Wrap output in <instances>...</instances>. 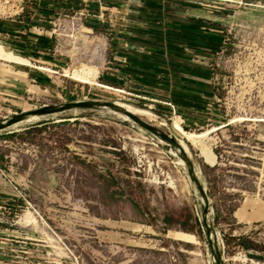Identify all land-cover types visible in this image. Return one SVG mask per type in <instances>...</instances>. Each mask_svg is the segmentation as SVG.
Here are the masks:
<instances>
[{
	"label": "rangeland",
	"instance_id": "obj_1",
	"mask_svg": "<svg viewBox=\"0 0 264 264\" xmlns=\"http://www.w3.org/2000/svg\"><path fill=\"white\" fill-rule=\"evenodd\" d=\"M130 1L38 13L23 0L0 20V45L30 63L0 59V169L14 193L0 203V264H264V0ZM136 55L178 72L129 90ZM81 66L98 86L71 79ZM169 84L196 96V124L165 99ZM87 101L151 116L70 108L24 123ZM177 119L185 135L208 133L212 160L191 140L180 151Z\"/></svg>",
	"mask_w": 264,
	"mask_h": 264
},
{
	"label": "crops",
	"instance_id": "obj_2",
	"mask_svg": "<svg viewBox=\"0 0 264 264\" xmlns=\"http://www.w3.org/2000/svg\"><path fill=\"white\" fill-rule=\"evenodd\" d=\"M52 1V3H49ZM88 0H35V3L33 5V11L34 12H47V11H53L56 10V8L64 7H72L75 4H78L79 6H83V4L87 3ZM47 2V3H45ZM131 3L129 4V9L132 11L137 10V4L136 0H131ZM63 3V4H62ZM62 4V5H61ZM82 8V7H80ZM40 21V20H39ZM133 36H129L128 39L132 40ZM132 54V53H131ZM15 63V62H12ZM19 64V63H15ZM22 66H30L29 64H19ZM128 70L130 69V76L132 77L129 80V83L125 84L126 88L129 90H134L136 92L141 93H147L145 88L149 85L147 84L148 78H149V72L150 71H157L160 68H163L162 70H165V72L173 73L178 72L177 66H174L171 63L166 64V68L162 66L160 63L156 64L155 62L148 61L147 56H131L128 60ZM93 68V67H91ZM95 69V68H94ZM124 73V72H122ZM135 85V88L132 86ZM99 84H96L98 86ZM108 87V86H107ZM150 87V86H149ZM115 92L121 93L119 90L113 89ZM165 94H167V97L165 98L170 103L174 104L179 109V114L181 116L185 117V120L188 124H196L198 121L196 116V109L194 101L197 100L194 97V94L183 92L182 90L178 89L177 87L172 88V85L169 84V88L163 89ZM183 95H187L186 97ZM192 97V98H191ZM198 97V96H197ZM11 182L8 180V177L4 171L0 169V203H2L4 200L9 198L11 195L14 196L13 190L11 189ZM243 212V211H242Z\"/></svg>",
	"mask_w": 264,
	"mask_h": 264
},
{
	"label": "bare ground",
	"instance_id": "obj_3",
	"mask_svg": "<svg viewBox=\"0 0 264 264\" xmlns=\"http://www.w3.org/2000/svg\"><path fill=\"white\" fill-rule=\"evenodd\" d=\"M0 59H4V60H7V61H10V62H15V63H19V64H29V61L24 59V58H21V57H18V56H15L13 55L12 53L10 52H6L3 47L0 45ZM83 67V68H82ZM81 68L83 69V71H81V73L77 72V71H73L71 73V79H75L79 82H82L84 84H89V85H95L97 84L96 82V77L98 75V71L94 68H91V67H88V66H81ZM80 68V69H81ZM86 70V71H85ZM65 74L67 75L68 74V71L65 70ZM70 77V76H69ZM118 106H120L123 110H125L126 112H129L130 114H133V113H141V114H144V115H147V116H151V113L147 110H144V109H140V108H137L135 106H133V104H127V103H116ZM98 109H101V110H106L107 112L109 113H112V114H115L116 111H113L111 109H108V108H98ZM77 112V111H76ZM75 112V113H76ZM69 114H73V113H69ZM119 114V113H118ZM135 116V115H134ZM158 117V116H157ZM46 116H43V117H28L24 120V123H30V122H34V121H37L40 120V119H45ZM126 119H128L127 116H125ZM179 118V117H178ZM180 122H179V119L173 121L172 125H171V130L172 132L175 134L176 136V139H177V143L179 144L180 148L185 152V154H190V149L188 147V142L191 141H194V142H197L198 143V146L200 147V149L203 151L205 149H207V144L206 142L209 140L207 139L208 137V133H205V134H201L199 136H193V135H185V133L180 129V126H179ZM29 125V124H28ZM16 125H13V128L15 127ZM27 126V125H26ZM9 130V129H8ZM14 130V129H13ZM16 130V129H15ZM139 136V135H138ZM207 140V141H206ZM188 141V142H187ZM206 141V142H205ZM172 149V148H171ZM172 151V150H171ZM212 151V150H210ZM210 151H206L205 150V153L207 152H210ZM177 155V154H176ZM173 156V155H172ZM210 157H211V160L213 159V154L212 152H210ZM180 161V160H179ZM207 161H209V159H207ZM183 162V161H182ZM210 162V161H209ZM182 166V165H181ZM185 168V167H184ZM150 171V170H149ZM193 173L192 175H190V180H193L195 181V189H196V194L197 196L199 197V199L201 200L202 203H205L206 202V197L204 195V191L205 189L204 188H201L200 187H197V179L199 178V169L198 168H194L193 167ZM187 175V173H186ZM189 179V178H188ZM186 182V181H185ZM190 182V181H189ZM192 183V182H191ZM182 185V184H181ZM207 185V184H206ZM168 186V185H167ZM193 186V185H192ZM207 187V186H206ZM185 189V187H183ZM187 188V187H186ZM175 189V188H174ZM183 189V191H184ZM182 190V189H181ZM190 191V190H188ZM195 193V192H194ZM193 193V194H194ZM196 196V195H195ZM209 200V197H207ZM198 199V200H199ZM209 203V202H208ZM208 205V204H207ZM199 207V206H198ZM213 210V209H212ZM202 211V210H201ZM202 213V212H201ZM198 214V213H197ZM206 214V213H205ZM30 215L31 219L33 221H35V218L34 216L32 215L31 212H28V216ZM27 216V217H28ZM200 217V216H199ZM205 217V216H204ZM213 220V219H212ZM30 221V219H29ZM33 223V222H32ZM35 225V224H34ZM210 234V233H209ZM216 234V233H215ZM46 235V234H45ZM219 243V242H218ZM205 262V261H204Z\"/></svg>",
	"mask_w": 264,
	"mask_h": 264
},
{
	"label": "water",
	"instance_id": "obj_4",
	"mask_svg": "<svg viewBox=\"0 0 264 264\" xmlns=\"http://www.w3.org/2000/svg\"><path fill=\"white\" fill-rule=\"evenodd\" d=\"M108 108L116 112L125 113L127 117L131 118L134 121H137L140 124H143L140 120H138L133 114L126 112L116 103L111 102H102V101H87V102H77V103H68L65 105L53 106V107H42L39 109H35L29 112V115H36V114H43V115H53L57 112L68 110L70 108ZM12 123L8 124L11 125ZM144 126H147L143 124ZM176 144V143H175ZM176 146L183 151L179 144L177 143Z\"/></svg>",
	"mask_w": 264,
	"mask_h": 264
},
{
	"label": "built area",
	"instance_id": "obj_5",
	"mask_svg": "<svg viewBox=\"0 0 264 264\" xmlns=\"http://www.w3.org/2000/svg\"><path fill=\"white\" fill-rule=\"evenodd\" d=\"M23 10V0H0V20L16 18L23 13ZM165 180L169 187L176 188V182L170 174H166Z\"/></svg>",
	"mask_w": 264,
	"mask_h": 264
},
{
	"label": "trees",
	"instance_id": "obj_6",
	"mask_svg": "<svg viewBox=\"0 0 264 264\" xmlns=\"http://www.w3.org/2000/svg\"><path fill=\"white\" fill-rule=\"evenodd\" d=\"M2 30L0 29V32H1Z\"/></svg>",
	"mask_w": 264,
	"mask_h": 264
}]
</instances>
